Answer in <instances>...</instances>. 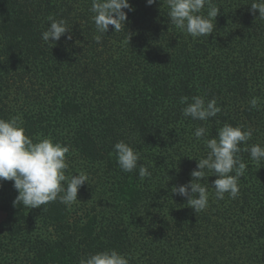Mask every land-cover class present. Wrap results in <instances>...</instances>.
Here are the masks:
<instances>
[{
	"label": "trees",
	"instance_id": "16d2710c",
	"mask_svg": "<svg viewBox=\"0 0 264 264\" xmlns=\"http://www.w3.org/2000/svg\"><path fill=\"white\" fill-rule=\"evenodd\" d=\"M254 2L212 0L213 33L193 39L170 23L167 0H129L125 28L110 25L98 44L91 0H0V118L20 116L34 142L66 145L65 175L88 178L71 207L57 199L32 209L14 206V182L0 181V264H80L110 249L129 264H264V161L238 154L247 168L235 199L217 200L208 173L199 213L172 192L207 156L198 126L211 138L242 125L252 137L240 147H264V20ZM49 16L70 29L54 45L41 39ZM193 95L221 111L185 118L180 98ZM119 141L140 154L133 172L117 164Z\"/></svg>",
	"mask_w": 264,
	"mask_h": 264
},
{
	"label": "clouds",
	"instance_id": "9594fccd",
	"mask_svg": "<svg viewBox=\"0 0 264 264\" xmlns=\"http://www.w3.org/2000/svg\"><path fill=\"white\" fill-rule=\"evenodd\" d=\"M146 2L152 5L156 0H146ZM167 6L170 23L182 33L193 39L213 33L212 21L219 14V7L213 4L212 0H167ZM123 9L133 10L129 0H91L92 21L100 34L94 37L98 44L102 36L109 31L110 25L113 26L114 32L121 31L122 25L125 28L127 14ZM257 9L258 17L264 20V0H257L251 4L250 11L253 14ZM47 20L50 23L41 33V39L45 43L54 45L62 36L70 33L65 20H57L52 16L47 17ZM66 38L71 40V34ZM180 103L186 105L182 108V115L193 120L208 121L221 111L215 98L206 101L200 95H193L191 98L182 96ZM256 105L257 99L254 98L251 106L256 107ZM22 124L20 116L7 120L0 118V181L14 182L13 187L18 191V196L13 202L14 206L22 204L32 209L59 199L60 203L71 207L77 202L78 190L87 182V175L78 173L69 179L65 175V170L68 168L66 154L69 148L59 142H53L50 137H37L34 142L25 134ZM194 136L197 140L203 138L207 156L196 159V169L191 172L193 179L187 184L174 186L172 192L187 198L188 206L199 213L205 210L209 203V192L199 181L211 173V176L217 177L211 186L215 198L223 200L225 194H228L230 198L235 199L239 195V179L247 168L238 154L241 151L248 152L253 162L260 163L264 161V147L254 144L242 149L240 145H247V141L252 137V130H244L242 125L234 127L224 124L211 138H207L206 127L198 126ZM113 154L123 172L130 173L137 169L140 154L129 144L124 141L115 143ZM138 175L144 180L151 176V173L141 164ZM63 182L67 183L66 188ZM80 264H129V259L117 250L110 249L82 258Z\"/></svg>",
	"mask_w": 264,
	"mask_h": 264
},
{
	"label": "rangeland",
	"instance_id": "374dc122",
	"mask_svg": "<svg viewBox=\"0 0 264 264\" xmlns=\"http://www.w3.org/2000/svg\"><path fill=\"white\" fill-rule=\"evenodd\" d=\"M5 218V213L1 212L0 213V220H3Z\"/></svg>",
	"mask_w": 264,
	"mask_h": 264
}]
</instances>
